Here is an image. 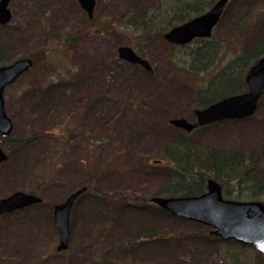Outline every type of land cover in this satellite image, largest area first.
Returning a JSON list of instances; mask_svg holds the SVG:
<instances>
[{
    "label": "rangeland",
    "instance_id": "374dc122",
    "mask_svg": "<svg viewBox=\"0 0 264 264\" xmlns=\"http://www.w3.org/2000/svg\"><path fill=\"white\" fill-rule=\"evenodd\" d=\"M132 1L96 0L99 26L87 32L88 14L78 0H11L13 18L0 24L4 64L31 57L33 65L5 91L15 139L3 143L0 135L8 153L0 198L23 190L43 201L0 215V264H259L253 247L212 236L201 222L134 206L151 204L165 181L164 147L185 131L170 119L194 121L191 100L201 85L236 53L237 42L252 45L264 37V0L255 10L258 21L242 34L228 19L215 28L213 37L225 47L196 78L182 71L196 42L179 46L165 37L143 39L133 26L119 29L115 22ZM138 1L151 15L171 0ZM112 27L142 51L152 72L119 56ZM76 36L77 47L71 43ZM142 96L153 103L151 112L140 104ZM189 134L220 148L264 145V95L252 116ZM258 175L264 178V156ZM82 186L87 190L72 210L69 248L58 252L54 206ZM142 229L168 240L139 238L133 252L129 241Z\"/></svg>",
    "mask_w": 264,
    "mask_h": 264
},
{
    "label": "trees",
    "instance_id": "16d2710c",
    "mask_svg": "<svg viewBox=\"0 0 264 264\" xmlns=\"http://www.w3.org/2000/svg\"><path fill=\"white\" fill-rule=\"evenodd\" d=\"M216 1L175 0L173 2L171 0L168 4H162L157 13L150 15L148 12H141L139 1L133 0L130 7L115 23H119V29L133 26L139 32V37L143 39L162 38L167 30L189 20L195 14L204 12ZM260 3L259 0H230L217 27L221 22L228 19V24L232 28L238 29L242 34L248 25L258 21V13L255 10L260 9ZM98 26L95 15L91 19L88 18L87 32H94ZM111 29L115 32V36L112 37V35L111 37L117 45L127 44L124 38L117 34L118 29L116 27ZM111 29L104 30V32L109 33ZM80 38L81 36H76L74 41L73 38L68 39H71L73 41L71 43L77 47ZM193 42H196L197 46L192 47L188 53L190 55L189 68H183L182 71L194 78L197 73L208 72L213 67L225 46L213 36L211 38H198ZM237 43L239 45L236 53L220 69L214 71L205 84L201 85V89L191 100L193 108L204 107L226 96L246 91V74L249 68L264 55V37L252 45ZM135 50L143 55L141 50L137 48ZM6 62L4 50L0 47V64ZM53 85L58 86V83ZM48 92L50 91L48 90ZM139 102L147 111L153 110V103H150L144 96L140 97ZM146 115L151 118L153 112ZM36 136L40 135L36 134ZM13 139H15L13 135H10L3 139V143H8ZM164 151L169 160L164 166L165 181L155 191V195H198L206 191L208 179L214 178L224 186L226 197L233 196L236 199L244 200L264 197V178L258 175L261 159L264 156V145L250 149L220 148L201 143L192 138L188 132L183 131L175 135L165 145ZM82 197L83 195L80 196V198ZM134 208L165 211L153 203L141 207L134 206ZM156 235V231L147 232L146 229H142L129 241V246L135 252L140 243L139 238H154ZM156 238L168 240L162 236H156ZM187 241L189 244L192 243L190 240ZM256 259L259 264H264V254L256 251Z\"/></svg>",
    "mask_w": 264,
    "mask_h": 264
},
{
    "label": "water",
    "instance_id": "95a60500",
    "mask_svg": "<svg viewBox=\"0 0 264 264\" xmlns=\"http://www.w3.org/2000/svg\"><path fill=\"white\" fill-rule=\"evenodd\" d=\"M88 16H94L96 0H78ZM11 0H0V24L6 25L13 18ZM229 0H217L206 12L170 28L164 37L171 43L186 45L195 38H209L222 18ZM122 59L142 64L150 72V62L138 54L130 45L118 47ZM33 65L31 57L18 58L10 64L0 65V135L5 138L12 134L14 123L5 108V91ZM245 92L226 96L203 108H194V121L176 117L170 122L187 132L226 119H243L252 116L264 93V55L248 70ZM8 153L0 146V168ZM87 190L82 186L73 191L62 203L54 206V219L60 232L58 251L68 249L71 234V214L76 200ZM42 197L16 190L0 198V215L40 203ZM152 202L173 215L187 220L201 222L212 228L211 234L224 241L234 240L243 245L253 246L264 254V201L261 199L240 200L226 198L223 185L214 178L207 181V190L198 195L153 196Z\"/></svg>",
    "mask_w": 264,
    "mask_h": 264
},
{
    "label": "flooded vegetation",
    "instance_id": "af4514ba",
    "mask_svg": "<svg viewBox=\"0 0 264 264\" xmlns=\"http://www.w3.org/2000/svg\"><path fill=\"white\" fill-rule=\"evenodd\" d=\"M201 38V37H200ZM198 39V38H197ZM31 193H35V192H31ZM41 204V203H40ZM36 204L32 205V206H35ZM30 207V206H29Z\"/></svg>",
    "mask_w": 264,
    "mask_h": 264
}]
</instances>
